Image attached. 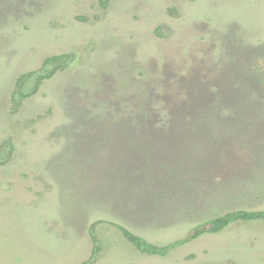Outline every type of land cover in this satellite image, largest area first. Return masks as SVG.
Masks as SVG:
<instances>
[{
	"label": "rangeland",
	"instance_id": "rangeland-1",
	"mask_svg": "<svg viewBox=\"0 0 264 264\" xmlns=\"http://www.w3.org/2000/svg\"><path fill=\"white\" fill-rule=\"evenodd\" d=\"M235 209L264 211V0H0V264H264V218L162 255L115 226Z\"/></svg>",
	"mask_w": 264,
	"mask_h": 264
},
{
	"label": "trees",
	"instance_id": "trees-1",
	"mask_svg": "<svg viewBox=\"0 0 264 264\" xmlns=\"http://www.w3.org/2000/svg\"><path fill=\"white\" fill-rule=\"evenodd\" d=\"M109 0H100L101 4L104 6ZM67 55L62 54V55H57V56H52L50 58L51 61H62L65 59ZM50 73L46 74H36L34 71H30L27 73H24L20 75L17 80H16V93L17 94H22L23 92V87L25 83L33 76H35V87L38 88L40 83L42 82L43 79L47 78ZM264 218V211L262 210H247V209H235L231 211H227L221 214L214 215L213 217L206 219L205 221L198 223L194 225L184 236L183 238L173 241L169 244L166 245H156L154 243H151L141 237L140 235H137L130 230H128L126 227H123L122 225L115 224L117 226L123 236L126 238V240L131 243L138 251L142 253H147V254H159L162 255L164 254L169 248L174 246L175 244H180V243H185L187 241H190L194 238H197L198 236L204 234V233H216L227 227L230 223L233 222H247V221H252L256 219H261ZM91 236H92V231H90ZM93 237V236H92ZM94 239V237H93ZM96 251V249L93 251V253Z\"/></svg>",
	"mask_w": 264,
	"mask_h": 264
}]
</instances>
